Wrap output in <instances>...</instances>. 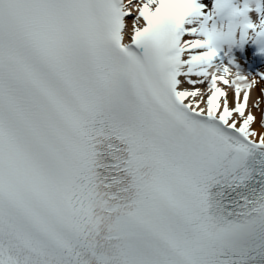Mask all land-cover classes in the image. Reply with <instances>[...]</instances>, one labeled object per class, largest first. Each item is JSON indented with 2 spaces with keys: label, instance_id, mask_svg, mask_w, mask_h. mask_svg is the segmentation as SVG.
<instances>
[{
  "label": "snow or ice",
  "instance_id": "6c2138e0",
  "mask_svg": "<svg viewBox=\"0 0 264 264\" xmlns=\"http://www.w3.org/2000/svg\"><path fill=\"white\" fill-rule=\"evenodd\" d=\"M248 42L264 0H0V264H264Z\"/></svg>",
  "mask_w": 264,
  "mask_h": 264
},
{
  "label": "bare ground",
  "instance_id": "6f19581e",
  "mask_svg": "<svg viewBox=\"0 0 264 264\" xmlns=\"http://www.w3.org/2000/svg\"><path fill=\"white\" fill-rule=\"evenodd\" d=\"M193 79H196V78H193ZM218 86L222 87L224 90L227 91L228 99H229L230 107H231V101H232L233 94H234L233 89L230 88V87L224 86V85L220 84L219 82H218ZM179 87H182V88H184L186 90H192L191 87L189 85H187V84H184V85L179 86ZM196 87L203 88V85H199L198 84ZM261 97H262V93H261V91H260V89L258 87L254 88L252 90V92L250 93V100H249V108H248V110L251 111L253 113V115H255L257 117V121H259V118L261 116V111H262V104H261L262 98ZM189 98L195 102L196 100L200 99V96L198 95L196 98H191V97H189ZM257 99L260 100V108H254L253 107V105L256 103ZM255 128H256L257 131H259L260 125H259L258 122L255 124Z\"/></svg>",
  "mask_w": 264,
  "mask_h": 264
}]
</instances>
